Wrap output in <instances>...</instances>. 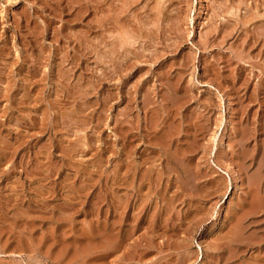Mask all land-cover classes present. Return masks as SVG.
<instances>
[{
	"label": "rangeland",
	"instance_id": "rangeland-1",
	"mask_svg": "<svg viewBox=\"0 0 264 264\" xmlns=\"http://www.w3.org/2000/svg\"><path fill=\"white\" fill-rule=\"evenodd\" d=\"M263 67L264 0H0V264H264Z\"/></svg>",
	"mask_w": 264,
	"mask_h": 264
},
{
	"label": "bare ground",
	"instance_id": "bare-ground-1",
	"mask_svg": "<svg viewBox=\"0 0 264 264\" xmlns=\"http://www.w3.org/2000/svg\"><path fill=\"white\" fill-rule=\"evenodd\" d=\"M263 71H264V67H263ZM149 116V115H148ZM155 120V119H154ZM151 122V121H150ZM154 122V121H153ZM176 123H179V122H176ZM151 125V124H150ZM173 125H174V123H173ZM171 127V126H170ZM170 129V128H169ZM173 128H171V130H172ZM167 132H169V131H167ZM171 132V131H170ZM243 133V132H242ZM245 134V133H244ZM155 135V136H154ZM170 135V134H169ZM241 135H243V134H241ZM153 136L155 137V138H152V140H153V142L155 141L156 143L158 142V141H161V139L162 138H165V136H168V134L165 132V131H163V132H157L156 134H153ZM214 136H215V132L213 133V137H212V139H214ZM166 139V138H165ZM151 140V139H150ZM151 140V141H152ZM163 140V139H162ZM167 141V140H166ZM152 143V142H151ZM159 143V142H158ZM161 143H163V142H161ZM166 143V142H165ZM155 144V143H154ZM264 144V143H263ZM158 145V144H157ZM264 148V147H263ZM264 157V156H263ZM257 182V181H256ZM253 184H256L255 182L254 183H250V186L251 185H253ZM255 186H258L259 187V185H258V183H257V185H255ZM255 186H253L254 188H255ZM253 187H249L250 188V190H251V188L253 189ZM258 187L256 188V189H258ZM255 190V189H254ZM253 191V190H252ZM256 191V190H255ZM255 191H253V193L255 192ZM258 191V190H257ZM248 193H249V191H248ZM250 193H251V191H250ZM253 193H251L250 194V196L253 194ZM257 193H259V191L257 192ZM254 194H256V193H254ZM254 194H253V197H252V200H250V198H249V200H250V202H247L248 204H250L251 206H249V208H251V207H253V208H256V207H259L261 204H262V202L264 201H262V200H260L259 201V199L262 197L260 194L258 195V198H259V196H261L259 199H256V197L254 198ZM264 198V197H263ZM262 199V198H261ZM248 200V201H249ZM262 201V202H261ZM261 202V203H260ZM262 206H263V204H262ZM246 207H248V206H246ZM252 209V208H251ZM258 209V208H257ZM246 213H247V211H246ZM242 220V219H241Z\"/></svg>",
	"mask_w": 264,
	"mask_h": 264
}]
</instances>
